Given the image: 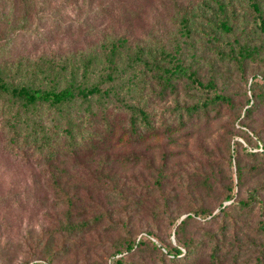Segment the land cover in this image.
<instances>
[{
	"label": "rangeland",
	"instance_id": "rangeland-1",
	"mask_svg": "<svg viewBox=\"0 0 264 264\" xmlns=\"http://www.w3.org/2000/svg\"><path fill=\"white\" fill-rule=\"evenodd\" d=\"M257 1L264 10V0ZM223 2L225 15L233 16L230 33L220 27L222 14L215 0H0V77L19 85L33 83L43 78L51 62L56 67L78 64L89 56L99 66L111 40L121 37L127 50L117 92L125 104L144 108L151 124L171 125L142 142L118 140L115 133L106 147L99 141L95 144L100 149L65 154L69 141L60 115L41 106L38 115L17 126L13 109L1 98L0 264H113L117 248L149 233L164 246L174 244L173 221L196 209L215 213L231 180L236 200L264 186V170L245 171L240 181L236 173L237 160L246 168L264 161V155L246 154L260 143L264 146V112L254 110L245 117L252 75L258 82L264 76L263 29L250 15L249 0ZM179 7L191 16L187 40L179 33ZM241 44L258 51L239 89L233 77L224 84L235 96L234 105L217 118L183 128L170 116L177 102L160 88L162 68L173 65L169 56L183 54L185 64L206 81L214 69L233 76L229 55ZM182 88L177 89L180 103L189 98ZM71 109L76 115L75 107ZM122 117L127 121L128 113ZM79 122L81 128L92 126ZM30 126L39 130V139L47 133L52 149L60 152L57 158L43 157L46 148L34 146ZM258 195L264 203V190ZM235 212L238 220L226 228L221 251L231 252L224 264L236 256L238 264H260L264 206L229 213ZM209 217H195L184 235L219 236L218 221ZM205 247L196 262L180 264H209L211 242L205 240ZM128 262L175 264L150 248L129 256Z\"/></svg>",
	"mask_w": 264,
	"mask_h": 264
},
{
	"label": "trees",
	"instance_id": "trees-1",
	"mask_svg": "<svg viewBox=\"0 0 264 264\" xmlns=\"http://www.w3.org/2000/svg\"><path fill=\"white\" fill-rule=\"evenodd\" d=\"M216 6L222 14L220 27L225 32L230 33L232 26L229 24L230 18L233 16L225 15V4L223 0H215ZM250 15L260 25L262 31V39H264V10L261 8L257 0H249ZM179 33L186 40L191 37V16L185 8H178ZM233 12H231L232 14ZM245 20V18H243ZM126 40L121 37H116L111 40L105 51L104 62L97 66L95 65L94 57L89 56L83 58L81 63L60 64L58 67L51 62L43 78L33 79V83L16 84L13 80H6L0 77V99L8 102V107L13 109L12 115L15 117L14 123L18 126L19 122L24 119L29 121L31 117L38 115V109L41 106L45 110H54L64 119L65 133L69 141L67 149L63 150L65 154H71L74 151H88L90 149H100L95 142L100 141V146L106 147L113 139L115 133H118V140L130 142H142L151 135H156L157 131L164 126L170 128L171 125L161 123L155 126L150 123L148 112L142 107H133L125 104L123 98L117 92V85L121 76L122 63L121 58L126 49ZM205 47V48H204ZM206 49L211 46H204ZM257 47L249 46L248 44L239 45L237 53L230 52L229 60L235 73L230 76L228 73H219L214 69V72L208 77V80H200L197 71L192 72V68L185 64L183 54L169 60L173 65L171 68H162L160 76L161 92L169 93L177 104L172 108L170 116L183 128L196 126L201 120L209 118H217L224 108H230L234 105V94L228 92L224 84L233 77L239 83L245 77L246 68L257 57ZM217 52V51H216ZM135 58H141L135 56ZM253 79L249 84V92L251 97L247 98L245 117L254 110L264 112V76L262 81L258 82L257 75H252ZM183 85V91L186 98L182 103L178 100V86ZM193 87V88H192ZM194 89L195 91H193ZM74 106L77 112L76 115L71 114V107ZM114 110V112H113ZM4 113V108H0ZM128 113V120H123V113ZM244 117V116H243ZM241 117V119H243ZM240 119V121H241ZM89 121L91 127L81 128L80 122ZM14 125L15 131L17 126ZM74 127L78 129L74 131ZM31 134L33 135V144L40 147L42 154L47 160H52L60 155V152L55 148L52 149L48 142L47 133L43 131L41 139L38 138L37 128L30 126ZM164 130V129H163ZM80 137V141H76V137ZM47 144L42 146V143ZM239 144V142H236ZM250 158L260 157L264 155V146L260 143V148L256 147L253 150L246 151ZM230 156L229 163L231 164ZM264 170V161H254L251 166L246 168L241 165L239 160L236 161L237 181L243 179L244 172H258ZM241 186V182L239 183ZM233 181L225 187V192L221 202L218 204V210H194L186 214L178 221H173L174 230L172 239L174 244L170 242L168 246H164L157 235L149 233L146 238H140L137 241L127 242L124 247L117 248L115 253L117 256L113 260V264H130L128 257L137 254L146 248L151 251L158 252L162 257L169 262L180 264L187 261L196 262L201 252L206 248L205 240L210 241L212 249L207 255L209 264H224L229 257V251L221 254L225 245L226 228L230 223H235L238 220V214L229 213L236 208L239 212L248 213L255 209L257 204L260 207L264 203L258 195L259 190H264V186L258 189L250 190L245 198L236 200L233 195ZM228 203H223V202ZM218 221V233L206 232L202 237L195 238L193 236L186 237L184 230L195 221V217L200 216ZM264 227V225H263ZM84 228L82 225L78 229ZM33 264H47L45 262H34ZM133 264V263H131ZM148 264V263H143ZM231 264H238L237 256ZM260 264H264V259L260 260Z\"/></svg>",
	"mask_w": 264,
	"mask_h": 264
}]
</instances>
